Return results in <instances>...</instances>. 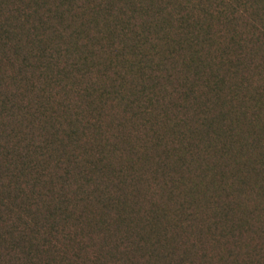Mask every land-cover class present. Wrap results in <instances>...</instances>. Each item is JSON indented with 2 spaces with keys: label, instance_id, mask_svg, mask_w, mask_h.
Masks as SVG:
<instances>
[{
  "label": "trees",
  "instance_id": "obj_1",
  "mask_svg": "<svg viewBox=\"0 0 264 264\" xmlns=\"http://www.w3.org/2000/svg\"><path fill=\"white\" fill-rule=\"evenodd\" d=\"M0 264H264V0H0Z\"/></svg>",
  "mask_w": 264,
  "mask_h": 264
}]
</instances>
